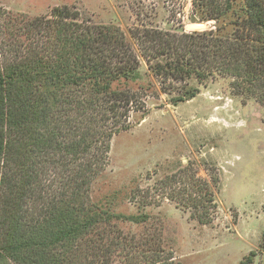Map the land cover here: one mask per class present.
Listing matches in <instances>:
<instances>
[{"label":"trees","instance_id":"obj_1","mask_svg":"<svg viewBox=\"0 0 264 264\" xmlns=\"http://www.w3.org/2000/svg\"><path fill=\"white\" fill-rule=\"evenodd\" d=\"M193 5L214 29H136L130 42L67 6L32 19L0 13V264H178L158 235L137 241L115 225L146 215L115 214L90 191L112 137L129 129L131 113L145 115L148 97L177 106L199 94L191 81L223 78L233 97L264 105V0ZM192 186L167 198L208 224L214 198L206 184Z\"/></svg>","mask_w":264,"mask_h":264},{"label":"rangeland","instance_id":"obj_2","mask_svg":"<svg viewBox=\"0 0 264 264\" xmlns=\"http://www.w3.org/2000/svg\"><path fill=\"white\" fill-rule=\"evenodd\" d=\"M201 1L0 0V13L32 19L67 6L93 24L118 27L130 42L129 32L136 29L174 35L214 29V21L199 22L193 3L197 9ZM224 1L213 0L220 7ZM140 71L146 72L143 63ZM190 84L199 90L194 99L172 106L169 96L159 92L145 100V115L130 114L129 129L110 141L91 200L111 202L115 214L146 215L148 220L137 225L122 219L115 225L137 241L158 235L160 246L178 264H239L251 254L250 264H264V105L233 97L229 79ZM172 175L181 180L162 189ZM192 184H206L214 198L208 224L167 198L170 191L197 192Z\"/></svg>","mask_w":264,"mask_h":264}]
</instances>
